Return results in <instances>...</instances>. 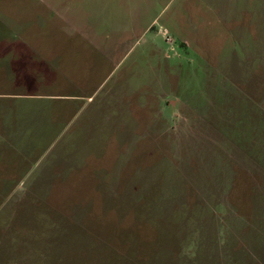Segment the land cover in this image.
Listing matches in <instances>:
<instances>
[{"label": "rangeland", "instance_id": "rangeland-1", "mask_svg": "<svg viewBox=\"0 0 264 264\" xmlns=\"http://www.w3.org/2000/svg\"><path fill=\"white\" fill-rule=\"evenodd\" d=\"M0 16H38L54 49L35 83L0 72V264H264V0Z\"/></svg>", "mask_w": 264, "mask_h": 264}, {"label": "crops", "instance_id": "crops-1", "mask_svg": "<svg viewBox=\"0 0 264 264\" xmlns=\"http://www.w3.org/2000/svg\"><path fill=\"white\" fill-rule=\"evenodd\" d=\"M10 16H0V72H4V69L13 68L16 71V76H20L21 70H24L22 73L23 77L19 79H14V82L17 84H21V79H27L31 82V72L33 70L34 75V83L36 79V68L38 66V60L40 62L41 69H45V64L47 62V55L51 54L54 49L53 47V33H50V29H45L43 32H38L34 28V21L38 18V16H20L18 24L13 21L15 27H11L12 18ZM24 17L28 19H24ZM42 17V16H41ZM56 18L59 23L61 22L63 25L66 24V20L68 24H73V27L66 30L64 28L63 32L68 36V38L76 37L81 40L82 49L79 52L82 54H93L100 51L99 41L96 39V35L93 34H85L76 29V17L71 16H44V20H51ZM15 28V29H11ZM68 28V27H67ZM77 48H69L67 52H72ZM106 53V52H105ZM44 54L45 56H43ZM39 57V58H38ZM28 74L29 78H25V75Z\"/></svg>", "mask_w": 264, "mask_h": 264}]
</instances>
